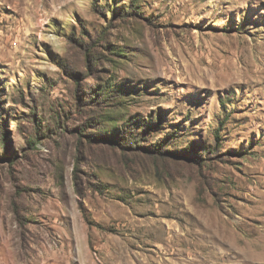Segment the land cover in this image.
I'll return each instance as SVG.
<instances>
[{
	"label": "rangeland",
	"instance_id": "obj_1",
	"mask_svg": "<svg viewBox=\"0 0 264 264\" xmlns=\"http://www.w3.org/2000/svg\"><path fill=\"white\" fill-rule=\"evenodd\" d=\"M0 264H264V0H0Z\"/></svg>",
	"mask_w": 264,
	"mask_h": 264
}]
</instances>
